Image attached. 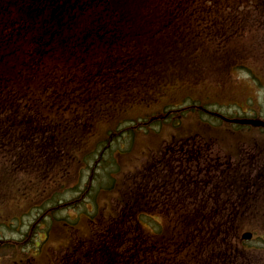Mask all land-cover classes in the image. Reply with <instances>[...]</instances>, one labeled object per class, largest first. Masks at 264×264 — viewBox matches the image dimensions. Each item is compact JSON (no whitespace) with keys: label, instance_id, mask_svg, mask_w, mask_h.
I'll use <instances>...</instances> for the list:
<instances>
[{"label":"trees","instance_id":"obj_1","mask_svg":"<svg viewBox=\"0 0 264 264\" xmlns=\"http://www.w3.org/2000/svg\"><path fill=\"white\" fill-rule=\"evenodd\" d=\"M250 29L258 35L254 42L263 44L264 0H0V177L23 183L19 191L28 194L22 176L29 171L48 176L67 169L81 134L95 131L109 100H124L122 95L136 89L139 80L146 81L152 65L160 78L180 60L193 63V72L201 65L205 70L210 65L222 70L235 66L261 83L250 68L241 67L258 65L254 58L251 62L244 53L220 52L224 42ZM98 50H104L107 60L91 67L86 56ZM78 72L83 83L76 78ZM153 90L140 100L146 101ZM210 104L215 103L196 105ZM137 124L115 125L107 140L87 149V165L102 166L104 155L113 154L114 141L128 129H139ZM180 140L207 142L192 135L173 142ZM182 146H166L161 157L148 160L151 168L146 163L126 175L133 183L121 186L120 211L106 220H92L97 229L71 244L56 264H264V237L258 245L239 238L247 220L235 204L242 189L224 205L230 188L222 184L231 172L220 166L198 169L194 159L187 161ZM209 179L213 186H207ZM74 187V193L65 185L50 192L44 188L35 206L44 203L39 212L48 206L46 211L58 216L75 205V198L93 195L90 187ZM0 191L8 196V189ZM0 224L9 225L7 219ZM10 241H5L7 246ZM14 257L18 264L28 260L23 251Z\"/></svg>","mask_w":264,"mask_h":264},{"label":"rangeland","instance_id":"obj_2","mask_svg":"<svg viewBox=\"0 0 264 264\" xmlns=\"http://www.w3.org/2000/svg\"><path fill=\"white\" fill-rule=\"evenodd\" d=\"M254 32L256 31L250 29L244 34L232 37L223 43L224 48L220 47V52L244 53L249 56L251 62L254 58L258 65L246 66L263 78L261 84L264 85V65H260L261 61H264V43L257 45L254 42L255 36L258 37L257 34L253 36ZM245 37L248 38L250 46L248 43L246 44ZM105 50L109 51L108 49ZM104 54V50L101 53L100 50L90 52L86 56V58L88 57V65L93 67L97 65L96 62L107 60L108 56L105 57ZM190 65L194 64L186 60H180L177 65H173L181 71L185 80L177 78L174 67L167 68L160 78L156 75L157 72L154 74V69H157L156 65H152L151 72H149L150 76L146 81L139 80L136 89L122 95L124 100L120 99L121 96L109 100L108 106L110 107L108 109L105 107V115L101 114L96 125L94 124L95 131L92 133L91 131L83 132L80 138L76 132L79 142H74L76 146L71 149L74 156L73 161L67 169L50 173L48 176L32 175L34 174L33 171H29L27 176H22V180L28 184V188H31L25 197H22L24 193L19 191V188L23 187L20 184L23 183L15 184L12 179L7 180L0 177V187L8 189L7 199L2 197L3 193L0 191V220L7 219L9 224L8 226L0 224V264H18L14 260V254H19L22 251L28 256V260L19 264H54L55 259L62 252L67 251L64 245L69 244V242L77 245L80 241V235H85L89 230L97 229L91 219L95 217L97 220L99 218L106 219L114 212L120 211L122 203L118 196L121 185L114 187V183L122 181L124 175L129 171H131L130 174L136 171L139 166L144 168L145 162L148 167V157L156 156V159L161 157L162 155H157L163 151L168 140L174 137L202 133L209 138L212 144L220 143L231 148L239 144H249L257 139L264 148V132L249 127L240 128L233 124H224L219 120L211 119L210 116L196 111L195 107H192L195 104L215 103L210 105L228 116H242L244 113L238 111V108L234 106L237 103L245 110L248 107L259 109L260 117L264 118V88H260L252 76L244 73L238 74V69L235 66L228 69L224 66L222 70L220 65H210L205 70V65H201V67L198 65L202 71L193 67L195 68V72H193L189 67ZM230 72H234L233 75H229ZM75 75L83 83V73L78 72ZM155 75L156 78H154ZM172 77H175L174 81L171 79ZM110 83L111 81H106V85L109 87L113 85ZM153 88H156V91L153 90L150 95H146L147 102L140 100L141 94L144 95L145 92ZM93 92L96 95L95 91ZM253 98H255V102L251 104ZM123 102L126 103L123 104ZM98 112L99 109L95 111V113ZM155 115H158L159 118L150 122L149 125L143 126L145 121H149ZM124 122L132 127H135L133 122L141 126L137 130H131V132L128 129L127 133H123L119 140L114 141L116 144L113 146V154L109 152L104 155L106 159L102 166L94 163L91 167L87 165L84 159L88 153L87 148H93L97 143L107 140V133L111 134V131L115 130V125H123ZM193 143L197 144V141ZM213 149L208 151L202 147L199 150L201 159L198 160L204 161L202 156H207V159L214 161L216 155L219 153L222 155V148V151ZM182 150L185 151V149ZM217 152L219 153L217 154ZM66 157L68 156L66 155ZM151 166L149 167L151 168ZM93 167L94 172L92 171ZM132 183V180L127 181V184ZM214 183L215 181L210 180L207 186H213ZM64 185L66 189L75 188L74 185H77L80 191L90 187L93 195L84 198L83 194L82 197L78 194L80 198L77 197L76 200H73V202L76 201L75 205L64 209L58 216L54 211H46L45 208L48 206L39 212L38 208L45 205L39 202L35 206L34 202L42 201L40 190L44 188H47L49 192L54 188L60 190L63 189L62 186ZM74 191L71 189L67 192L74 193ZM246 197L252 204V210L255 211H252L253 215L256 216L255 213L264 208V194L250 193ZM47 201L49 199L44 202ZM192 206L195 204L190 207ZM27 213L29 215H25ZM69 214L72 216L66 220ZM253 221L257 222L256 217L253 218ZM37 224H41V226L36 228ZM75 224H77L76 229H73ZM255 232L256 237L251 243L258 245L261 243L260 237H264V229H258ZM31 238L32 240L29 242ZM6 240H13V242L10 241L12 245L7 246ZM21 245H23V249H20Z\"/></svg>","mask_w":264,"mask_h":264},{"label":"water","instance_id":"obj_3","mask_svg":"<svg viewBox=\"0 0 264 264\" xmlns=\"http://www.w3.org/2000/svg\"><path fill=\"white\" fill-rule=\"evenodd\" d=\"M234 121H238V122H242V123H252L255 125H263L264 126V121L259 120V119H239V120H234ZM244 236L248 238L251 236V234L247 233Z\"/></svg>","mask_w":264,"mask_h":264}]
</instances>
